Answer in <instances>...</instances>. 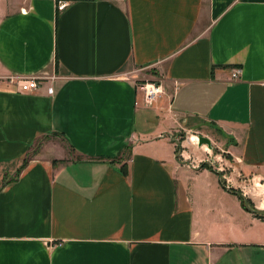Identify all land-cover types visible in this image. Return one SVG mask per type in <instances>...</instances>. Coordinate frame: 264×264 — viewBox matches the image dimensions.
Here are the masks:
<instances>
[{"label": "crops", "instance_id": "obj_1", "mask_svg": "<svg viewBox=\"0 0 264 264\" xmlns=\"http://www.w3.org/2000/svg\"><path fill=\"white\" fill-rule=\"evenodd\" d=\"M32 76L49 80L0 88V264H264L242 197L264 198L173 133L216 129L221 161L264 186V0H21L0 78ZM139 80L163 87L150 106ZM57 134L75 158L34 153Z\"/></svg>", "mask_w": 264, "mask_h": 264}, {"label": "rangeland", "instance_id": "obj_2", "mask_svg": "<svg viewBox=\"0 0 264 264\" xmlns=\"http://www.w3.org/2000/svg\"><path fill=\"white\" fill-rule=\"evenodd\" d=\"M21 0H0V16L10 14L16 10L17 2H20ZM134 73V72H133ZM143 72V75L140 74V72H135L136 78H147L149 80H153L155 77L151 74V71ZM155 80V79H154ZM141 81V82H139ZM137 83L141 84V87L147 83V81L139 80ZM157 83L155 81H149V83ZM159 82V81H158ZM158 84V83H157ZM174 137L178 139L179 141L183 142V150H186L189 154H193L192 152H196L198 160H201L200 166L204 164H210L213 165L215 170H222L224 173L227 174L229 178L235 179L236 185L240 186L242 184V187L245 188L246 192L248 193V196H251L252 198L258 200L256 197H259L261 200L264 198V186H260V184L256 185V182L250 180L248 177H243L238 175L232 168L229 167V165L226 164L225 161H221L218 155L222 154V151L219 145V133L216 129L208 127L204 132H199L200 134H195L194 132H189L184 129H179L173 132ZM199 135H203L206 137H209L212 142L213 146L215 148V152H212V150L209 151L207 146H204V148H201L198 146V143L195 139V137H198ZM55 147L63 148L64 154H56ZM36 149L35 152H46L47 155L50 158L54 157H66V158H75V156L71 153L69 147L64 143V140L59 135H53L50 137H47L45 139L40 140L36 146L34 147ZM214 150V149H213ZM55 151V153H52ZM212 152V153H211ZM128 153V152H127ZM190 161L193 160V157H190L188 159ZM213 160V161H212ZM212 162V164H211ZM199 166V167H200ZM234 181H231V185H233Z\"/></svg>", "mask_w": 264, "mask_h": 264}, {"label": "built area", "instance_id": "obj_3", "mask_svg": "<svg viewBox=\"0 0 264 264\" xmlns=\"http://www.w3.org/2000/svg\"><path fill=\"white\" fill-rule=\"evenodd\" d=\"M68 6V3L62 1L58 4V10L62 11ZM240 74V69L235 68L233 70V77L237 78ZM49 77L32 76V77H18V78H0V88L2 86H15L20 93H33L41 89L47 82ZM56 78H52L55 80ZM144 93L145 103L150 106L154 101L163 94V87L157 83L147 82L142 87ZM48 93L53 95L54 88L49 87ZM198 143V138H196Z\"/></svg>", "mask_w": 264, "mask_h": 264}, {"label": "trees", "instance_id": "obj_4", "mask_svg": "<svg viewBox=\"0 0 264 264\" xmlns=\"http://www.w3.org/2000/svg\"><path fill=\"white\" fill-rule=\"evenodd\" d=\"M57 135H59V134H57ZM124 152H125L124 155L120 154L119 157H117V158H115V159H109L108 161H109L111 164H117V163H122L121 161H124V160L127 161V160H129L130 157H131V153H130V151L126 149V151H124ZM127 152H128V153H127ZM99 160H101V158H99ZM28 161H29V158H28L27 160H25L24 165H23V167H22L21 169H23V168L28 164ZM61 162H63V161H61ZM200 169H208V170L213 171V167H212L210 164H204V163L200 166ZM122 172H123L124 174H127L126 165H124V166L122 167ZM242 202H243V205H244L246 208H248L249 210H251L256 216H258V217L261 218V219H264V211L262 212V211H258V210H256V209L252 206L250 200H247V199H245V198L242 197Z\"/></svg>", "mask_w": 264, "mask_h": 264}, {"label": "water", "instance_id": "obj_5", "mask_svg": "<svg viewBox=\"0 0 264 264\" xmlns=\"http://www.w3.org/2000/svg\"><path fill=\"white\" fill-rule=\"evenodd\" d=\"M198 146L204 147L207 146L209 150H213V142L209 137L206 136H198Z\"/></svg>", "mask_w": 264, "mask_h": 264}, {"label": "bare ground", "instance_id": "obj_6", "mask_svg": "<svg viewBox=\"0 0 264 264\" xmlns=\"http://www.w3.org/2000/svg\"><path fill=\"white\" fill-rule=\"evenodd\" d=\"M196 139V138H195ZM197 140V139H196Z\"/></svg>", "mask_w": 264, "mask_h": 264}]
</instances>
